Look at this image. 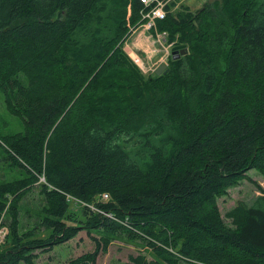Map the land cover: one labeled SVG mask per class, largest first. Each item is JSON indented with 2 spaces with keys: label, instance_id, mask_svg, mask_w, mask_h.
<instances>
[{
  "label": "trees",
  "instance_id": "trees-1",
  "mask_svg": "<svg viewBox=\"0 0 264 264\" xmlns=\"http://www.w3.org/2000/svg\"><path fill=\"white\" fill-rule=\"evenodd\" d=\"M142 8L0 0V91L23 124L0 136L4 161L23 173L0 182V215L9 201L10 217L0 264H34V249L69 239L23 243L18 205L36 184L41 222L55 234L76 206L89 228L119 220L143 236L151 259L124 264H264V187L224 215L217 203L264 168V0H209L194 11L167 3L156 31L184 48L166 73L147 76L122 47ZM94 241L70 264H94L108 239Z\"/></svg>",
  "mask_w": 264,
  "mask_h": 264
},
{
  "label": "rangeland",
  "instance_id": "rangeland-1",
  "mask_svg": "<svg viewBox=\"0 0 264 264\" xmlns=\"http://www.w3.org/2000/svg\"><path fill=\"white\" fill-rule=\"evenodd\" d=\"M171 1L178 2V5H187L191 11H194L209 0H165V4H169ZM134 29L136 32L133 31L131 33H134L133 35L129 34L127 36L122 47L127 55L128 51H132L131 54L135 55L132 59L135 61H142L141 66H139L141 70H139L141 72L143 71L142 73L147 76L154 72V69L161 64L164 63L167 65L169 57H172L171 49L174 47L176 40L170 39L168 35L165 34L163 36L164 44L160 47L154 39L155 43L151 47L153 57H147L142 49L131 47L134 42V35L141 32V30L145 31L140 23H138ZM153 38L155 37L153 36ZM146 68H152L153 70H147ZM22 129L23 124L21 119L7 112L3 101V95L0 91V136L11 135L22 131ZM3 157L4 153L0 146V182L22 177V171L10 167L7 162L4 161ZM257 185L264 187V168L261 170L250 169L244 179L226 189L217 202L221 214L224 215V213L233 207L239 200L250 203L255 196L260 194ZM97 201L105 203L107 200L102 201L100 197H98ZM6 204L5 210L0 215V227H5L7 231L5 228H0V231H2V233H0L2 236L0 240V249L5 245L7 246L9 241V234H7L10 223L8 214L9 201H7ZM42 207L43 198L40 193V186L36 184L18 205V233H20V236L23 238V243L26 245L30 240L39 239L40 241L51 237L59 239L66 235L69 236V239L54 245L50 250L41 251L39 248L34 249V251H32L36 254L34 257V264H70L71 260L75 257L93 251L95 247L94 238L96 240H102V236L108 239L107 248L106 251H101L99 253L94 264H124L127 262L129 255L137 254L144 255L148 260L151 259V254L147 249L146 239L138 233L128 230L125 226L126 224L122 221L116 220L119 226H115L114 229H108L104 232L101 229L100 231L102 232H98L92 227L89 228L91 225L87 224V217L82 215L79 210H75L76 206H74V220L63 219L64 226L67 227V230L64 233L55 234L53 229L47 228V226L41 222L43 217ZM225 220L227 221V219ZM74 227L77 228H75V232L73 233L72 228ZM51 234H53V236H51ZM20 264L26 263L21 262Z\"/></svg>",
  "mask_w": 264,
  "mask_h": 264
},
{
  "label": "built area",
  "instance_id": "built-area-1",
  "mask_svg": "<svg viewBox=\"0 0 264 264\" xmlns=\"http://www.w3.org/2000/svg\"><path fill=\"white\" fill-rule=\"evenodd\" d=\"M139 1L143 5L142 10L140 11L141 20H142L140 22V24L145 30L151 31L152 35L155 37L154 38L155 41L160 45V47H162L164 44L163 36L165 35V33L156 31V20L162 19L165 16V5H166L165 0H139ZM133 30H131V33ZM131 53H132V51H128V55L132 59L135 57V55H133ZM132 60L135 62L136 65H138V67L141 66L142 61H140V60L135 61L134 59H132ZM146 69L149 70L152 68H146ZM99 197L102 201L109 199L107 193H102ZM93 209L95 210V208H93ZM105 214L107 216H110V214H108V213H105ZM0 228H5V227H0ZM6 231H7V229H6ZM0 233H2V231H0ZM5 235H4V238H5ZM1 239H2V236L0 234V240Z\"/></svg>",
  "mask_w": 264,
  "mask_h": 264
},
{
  "label": "crops",
  "instance_id": "crops-1",
  "mask_svg": "<svg viewBox=\"0 0 264 264\" xmlns=\"http://www.w3.org/2000/svg\"><path fill=\"white\" fill-rule=\"evenodd\" d=\"M135 30V29H134ZM133 30V31H134ZM132 31V32H133ZM140 31V30H139ZM136 32V31H134ZM151 32V31H150ZM148 31H142L138 32L134 35V42L132 43L131 47H138L139 49H142L144 53L147 55V57H151L153 54L151 53V47L154 45V38L152 36V33ZM134 34V33H133ZM131 34V35H133ZM152 41H151V40ZM157 43V42H156ZM158 44V43H157ZM159 45V44H158ZM160 46V45H159ZM153 57V56H152ZM156 69V68H155Z\"/></svg>",
  "mask_w": 264,
  "mask_h": 264
},
{
  "label": "water",
  "instance_id": "water-1",
  "mask_svg": "<svg viewBox=\"0 0 264 264\" xmlns=\"http://www.w3.org/2000/svg\"><path fill=\"white\" fill-rule=\"evenodd\" d=\"M179 48H180V46H174V47H172V49H171V52H172V57L174 58V57H178L179 56V54L183 51V48L184 47H182V50L180 49V51L178 52V50H179ZM178 52V53H177ZM168 71V67H167V65L166 64H161L159 67H157L155 70H154V73L156 74V75H159V74H162V73H166Z\"/></svg>",
  "mask_w": 264,
  "mask_h": 264
}]
</instances>
